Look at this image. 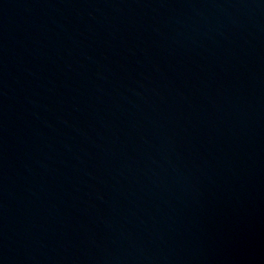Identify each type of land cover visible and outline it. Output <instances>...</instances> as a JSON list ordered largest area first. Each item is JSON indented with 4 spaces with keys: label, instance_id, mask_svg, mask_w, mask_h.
I'll use <instances>...</instances> for the list:
<instances>
[{
    "label": "water",
    "instance_id": "obj_1",
    "mask_svg": "<svg viewBox=\"0 0 264 264\" xmlns=\"http://www.w3.org/2000/svg\"><path fill=\"white\" fill-rule=\"evenodd\" d=\"M0 264H264V0H0Z\"/></svg>",
    "mask_w": 264,
    "mask_h": 264
}]
</instances>
